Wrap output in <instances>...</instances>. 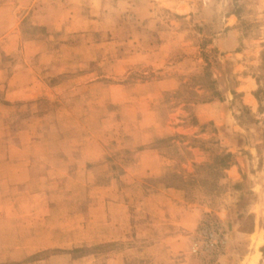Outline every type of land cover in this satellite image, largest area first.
I'll use <instances>...</instances> for the list:
<instances>
[{"label": "rangeland", "instance_id": "rangeland-1", "mask_svg": "<svg viewBox=\"0 0 264 264\" xmlns=\"http://www.w3.org/2000/svg\"><path fill=\"white\" fill-rule=\"evenodd\" d=\"M1 85L35 97L0 125V164L26 185L0 264H124L180 227L156 222L161 186L199 213L189 248L212 216L224 254L264 264V0H0ZM221 152L231 166L199 169ZM177 176L184 189L167 186Z\"/></svg>", "mask_w": 264, "mask_h": 264}, {"label": "crops", "instance_id": "crops-1", "mask_svg": "<svg viewBox=\"0 0 264 264\" xmlns=\"http://www.w3.org/2000/svg\"><path fill=\"white\" fill-rule=\"evenodd\" d=\"M5 42V41H4ZM6 43V42H5ZM7 44V43H6ZM7 46V45H6ZM25 91V92H24ZM5 95L3 98L4 102L0 101V125H6L8 128L14 123V111L17 110V106L14 107L13 103L19 101L20 97L27 101L32 100L35 97V89L33 86L28 85L27 87L19 90V88H5V85L0 86V95ZM12 112L11 118H7V112ZM11 135L14 137L19 135L24 130H21L17 127V129L12 128L9 130ZM12 136V137H13ZM0 140H2L0 138ZM16 146V145H14ZM19 148V147H17ZM10 168H14V164L11 163V167H5L0 164V221L2 219L3 222H12V216L15 217H24L23 210L20 209L18 201L21 199V195L24 191H26V185L22 183H10L8 181V174ZM13 174V172H10ZM19 182V181H18ZM22 193V194H21ZM155 200V215L157 221L172 219L177 216L179 213V218L175 220H171L173 224L177 227L170 234H161L157 233L151 236L150 240L140 248L139 252H135V248L125 249L124 250V264H199L195 259H193L189 254V241L187 237L183 236L184 232L192 230L197 223L199 218L198 212H190L185 210V203L183 201V193L181 190L173 189V188H165L159 187V190L153 196ZM14 204H16V212H12V209L15 208ZM19 213V214H18ZM15 214V215H14ZM21 214V215H20ZM120 214H117V216ZM169 215L170 217H167ZM26 216V215H25ZM116 214H113L112 217H115ZM2 217V218H1ZM177 218V217H175ZM26 219V218H25ZM23 219V220H25ZM15 221V220H14ZM17 222V221H16ZM24 222V221H23ZM27 222V221H26ZM18 223V222H17ZM181 228V229H180ZM17 229L15 227L14 236L16 239L19 238V233H16ZM141 234L140 236L145 237ZM159 234V235H158ZM240 234L243 233L238 231V229L233 228L231 230V242L233 243L237 238L240 237ZM256 234L258 239L257 230L251 232L246 236L249 240H251L252 236ZM241 238V237H240ZM126 239V238H125ZM231 243V244H232ZM48 246H43L41 248L45 249ZM40 249H34L29 251V253H33L35 251H39ZM62 253V252H58ZM130 253L131 257H128L127 254ZM135 253L134 255H132ZM253 252H249L247 255H251ZM54 257V256H52ZM62 257V256H60ZM137 258V261L131 258ZM55 258V257H54ZM54 258H50L48 262L53 260ZM130 258V259H128ZM239 258L235 252H231L228 250L226 254H224L218 264H244L243 260L237 259ZM44 262V261H43ZM53 262H56L55 260ZM55 264V263H54ZM116 264V262L114 263Z\"/></svg>", "mask_w": 264, "mask_h": 264}, {"label": "built area", "instance_id": "built-area-1", "mask_svg": "<svg viewBox=\"0 0 264 264\" xmlns=\"http://www.w3.org/2000/svg\"><path fill=\"white\" fill-rule=\"evenodd\" d=\"M220 219L206 217L200 221L190 240V254L202 264H218L224 255L228 235Z\"/></svg>", "mask_w": 264, "mask_h": 264}, {"label": "trees", "instance_id": "trees-1", "mask_svg": "<svg viewBox=\"0 0 264 264\" xmlns=\"http://www.w3.org/2000/svg\"><path fill=\"white\" fill-rule=\"evenodd\" d=\"M209 68L208 65L207 67L204 69V71L201 73V77L202 79L205 80V89L207 91L213 92L215 95L217 94V91L214 90V83L215 81L211 78L210 73L208 72ZM257 93H255L256 95ZM234 163L233 160V154L229 153V152H221L219 154H214L211 158V161L208 163H202L201 165H194V166H198L199 169H211V173L213 174L214 171H217L219 169L221 170H225L227 169L229 166H231ZM200 171V170H199ZM173 176V174H172ZM191 181H194V179L191 178ZM188 179H184L181 178L179 176H177V183L176 182H171V183H167L168 187H177V188H185V186L188 183ZM264 251V250H263Z\"/></svg>", "mask_w": 264, "mask_h": 264}]
</instances>
